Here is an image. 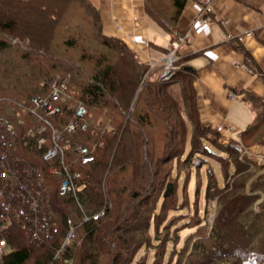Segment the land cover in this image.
Instances as JSON below:
<instances>
[{"label": "trees", "instance_id": "1", "mask_svg": "<svg viewBox=\"0 0 264 264\" xmlns=\"http://www.w3.org/2000/svg\"><path fill=\"white\" fill-rule=\"evenodd\" d=\"M187 1L189 0H168L170 9H167L165 1L143 0V9L149 18L169 34L171 40L176 36L175 32H178L176 25ZM34 14L42 18L41 22L47 24V29L31 18L30 15ZM74 17L81 18L86 23L87 30L83 38L71 33L69 26ZM59 28L67 32L63 39L65 49L80 44V54L76 58L73 59L64 52L59 60L58 56L51 54L49 43L55 38V30ZM15 47L21 50V56L25 59L38 62V70L43 75L44 83L39 89L37 84L26 88L31 97L29 95L20 100L21 104L7 106L15 111L17 121L12 118L13 110L12 113L8 111V115L1 110L10 104L7 97L0 96V113L12 120L19 133L27 127L36 126L37 119L23 105H29L34 96L49 99L54 89L52 80L62 82L64 87L58 89L57 99L52 101L59 110L50 114L49 119L58 133L63 135L61 143L65 146L64 162L71 172H80L78 183L81 187L77 197L70 194L60 195L58 185L61 172L58 159L42 160V151L46 145L38 147L34 141L20 147L18 151L23 160L39 167L46 181L59 233L52 243L38 246L20 229H13L4 264H48L54 249L58 247L68 229V218L77 224L74 235L77 229L80 232L77 237L73 235L64 250L63 255L70 259L69 264H131L139 249L145 247L148 241L153 244V240L159 239L151 236L145 228L138 230L140 233L130 232L132 228L134 230L130 219L134 218L131 214L135 209L128 215V209L122 210L120 204L114 203V199L111 208L103 201L100 184L107 164L114 171L111 174L115 178L111 179V183L107 182L111 185L107 191L115 195L122 193L124 184L122 182L119 185L115 173L122 171L131 162L129 159L137 161L139 166L143 160L141 152L148 158L145 160L151 162L150 164L154 163L149 146L152 144L151 129L157 124L165 129L164 147L169 149L164 160L176 156L180 159L187 133L185 118L191 126L189 155L205 150L212 153L202 143L203 139L221 149L228 147L226 142L223 143L221 138H217L216 130L199 120L194 71L188 65L177 61L175 74L170 80L164 81L147 75L148 65L123 39L103 32L100 10L90 0H0V51ZM167 49L163 48L162 53ZM58 65L60 70L57 69ZM51 70L57 71L51 75ZM140 82L142 87L137 91ZM41 90L44 92L39 94ZM134 97L136 98L132 104ZM249 98L253 118L240 132V136L251 143L262 135L264 98L252 94ZM79 104L86 107L80 120L86 126L84 129L78 127L73 132H66L65 127L75 118V109ZM88 108L105 110V117L102 121H88ZM98 113L101 117L102 114ZM78 145L89 147L94 154L92 162L81 164ZM245 158L248 164L257 167L256 171H264V161L258 162L248 156ZM218 162L222 169L223 184L219 185L210 178L206 183V194L208 187H214L217 192L226 191L218 197L217 220L213 222L207 236L192 242L182 264H229L232 259L238 264H264V220H260L264 219V200L258 203L261 209L251 208L252 199L264 194V172L258 173L254 178L251 177L252 172L242 173L229 185L226 179L242 168L244 163L235 160L233 162L231 159L225 164L220 160ZM230 164L233 165L232 171L228 170ZM50 166H55L56 172L49 173ZM143 182L145 181L142 180ZM258 186L263 187L261 191ZM163 202L160 208L153 204V214L160 212ZM101 208L104 209L103 217L83 220V213L91 215ZM228 216H241L239 222H235L236 230L228 228ZM221 217L223 222H220ZM259 225L263 232L257 231L256 226ZM231 230H238V234L234 235L235 232ZM260 232L262 236H259ZM166 253L164 248L158 252L162 262ZM166 262L167 260L164 261ZM57 264L63 263L58 261ZM137 264L147 263L143 261ZM150 264H154L153 259Z\"/></svg>", "mask_w": 264, "mask_h": 264}, {"label": "rangeland", "instance_id": "2", "mask_svg": "<svg viewBox=\"0 0 264 264\" xmlns=\"http://www.w3.org/2000/svg\"><path fill=\"white\" fill-rule=\"evenodd\" d=\"M90 1L95 4L98 3V0ZM162 1H165V3H167V9H170L167 2L168 0ZM30 16L35 19L39 26L41 25L47 29V24L41 22L42 18H39L36 14ZM67 18L71 19L69 16H67ZM72 20L73 21L69 26L71 28V33H75V35L78 34V38L86 35L85 30H87V27L85 21L76 17L72 18ZM60 30V28L55 30V38L49 43L50 51L52 52L51 54L53 56H58L57 59L59 60L64 56V52L67 56H70L73 59L76 58L80 54V50L78 49L80 44H77V47H68V49H65L63 39L67 36V32ZM146 34L148 40L153 41L162 48L167 47L169 41L168 34L148 17L146 18ZM78 42L80 43V40H78ZM86 43L88 44L89 42L86 40ZM151 50V61L154 63L160 58L162 52L154 51L153 48ZM57 64H60V62ZM38 68V62H31V60L22 57L21 50L17 47L11 48L10 50L0 51V96L7 97L6 99H9L8 103H10L1 109L5 114L8 115L7 112L9 111V113H12L13 110L12 107L7 106L21 104L19 103L20 100L25 99L27 96L29 97V95L31 97V94H29V91H27L26 88H30L37 84V89H39L44 83L43 75L39 73ZM57 69H61L60 65H58ZM55 71L57 70H51L49 73H52L51 75H53ZM157 71L160 70H158V68L152 69L150 75L155 72L152 77L156 76L159 73ZM37 80H39V82H37ZM141 84L142 82L139 83L137 91L142 87ZM43 92L44 90H41V92L38 93L41 94ZM135 98L136 97H134L132 104ZM88 111V121L90 122L102 121L101 119L105 117V115L103 116L105 110L97 111L88 108ZM98 112L102 114L101 117L98 115ZM251 112L252 110L249 102L247 103L245 100L236 99L229 106L226 119L230 124L237 127L238 131L243 130L252 116ZM12 115L13 120L17 121L18 117L15 114V111ZM228 131L226 134L231 137ZM151 133L152 144L149 148L154 163L150 164L151 162L145 160L148 158L144 152H141L143 160H141V165L139 164V166L137 161L135 162L134 159H129L131 160L132 165L129 161L122 171H117L115 173V176L119 180V185L122 184V182L124 184V191L116 195L112 192L111 195V193L107 191V189L111 188V185L107 182L110 181L111 183V179H115L114 175L111 174L114 171L110 168L108 163L106 166L107 170L104 172L103 180L100 184L101 189L103 190V201H106L108 207L111 208L113 207L114 199V203H117V205L120 204L122 210L125 208L128 209L126 212L128 215L132 212V209H135L131 214L134 218L130 219V222L134 225L135 231L131 227L132 229L130 232L132 231L133 234L140 233L141 231L138 232V230L145 228L151 236H155L159 239L153 240V244L148 241L145 247L139 249V251L133 256L131 264H137V262L142 263L143 261L150 264L152 259L154 260V264H182L184 256L187 254L186 251L190 250L189 247L192 242L195 239L207 236L213 222L217 220V210L219 208L218 197L226 191L223 190L217 192L214 187H208L206 194V183L207 179L210 178L214 182L217 181L219 185L223 184L222 169L218 160L223 164L228 163L229 159L233 162L235 160V162L241 161L244 163V166L242 168L240 167L236 173L229 176L227 179L225 178L229 185H231V183L242 173L252 172L251 177L254 178L258 173L264 171H256L257 167L254 165L252 166L250 163L248 164L246 161L245 157L247 155L244 154V152L242 153L241 151L232 149V146L228 144L231 138L226 136L223 138L219 133H217V138H221L223 143L226 142L228 147L221 149L216 144L203 139L202 143L207 150L212 153L205 150L203 152L196 151L189 155V128L182 156L180 159L176 156L169 160H164L166 158V153L169 150L164 147L166 141L165 129L160 126V124H157L151 129ZM233 138L235 139L236 137ZM240 142L245 147L249 145V140L242 137L240 138ZM244 142L247 144H244ZM220 155H222V157ZM159 160L161 162H159ZM148 162L149 171L146 169ZM228 170H233L232 164L228 166ZM142 180L145 182L142 183ZM168 183L171 184V193L168 196H163V191ZM114 185H116V183ZM257 188L261 191L263 187L258 186ZM262 200H264L263 193L259 198L252 199L251 208L253 210L261 209L258 203ZM162 202L163 204L160 212L153 214V204H155L154 207L160 208ZM135 212H138V214L135 215ZM103 216L104 213L101 217ZM240 217L241 216H233L230 218L228 216L226 219L228 228L231 227L230 229L236 230L235 222H239ZM222 219V217L221 220L219 219L220 222L224 221ZM260 220L264 219L261 218ZM256 227L257 231L259 230L263 232L261 225ZM237 231H234V235L238 234ZM261 232L259 236L263 235ZM79 234V229H77L74 237L79 236ZM162 248L167 250V255H165V260H167L166 263H164L165 260L162 262L161 258L158 257V252ZM229 261V264H238L234 259Z\"/></svg>", "mask_w": 264, "mask_h": 264}, {"label": "built area", "instance_id": "3", "mask_svg": "<svg viewBox=\"0 0 264 264\" xmlns=\"http://www.w3.org/2000/svg\"><path fill=\"white\" fill-rule=\"evenodd\" d=\"M129 1L131 3L135 2V0ZM198 4L199 11L195 21L200 24L209 23L211 21L210 14L213 10L212 0H198ZM131 19L137 25L139 24L136 15H132ZM222 23L226 25L228 20L223 19ZM113 27L120 30V33L131 41L148 46L147 39L141 33L134 31L128 35L127 31L115 19L113 20ZM175 35L169 41L167 51L160 58L158 78L164 81L170 80L175 74L178 50L188 41L189 31L175 32ZM251 35H253L252 30L243 29L235 34L227 33L225 39L242 43L246 37ZM231 63L250 75L254 74L250 64L245 61L233 58ZM52 84L54 89L49 99L34 96L29 105H23V108L37 119L38 124L36 126L27 127L19 133L12 120L0 113V264H4L9 252V237L13 229H20L38 246L52 243L59 233V226L56 223L54 209L49 199L46 181L39 167L23 160L18 151L20 147L34 141L38 147L46 145L42 151V160L58 159L61 172L58 185L60 195L70 194L77 197L76 194L81 187L78 183L80 172H71L64 163L65 146L61 143L64 139L63 135L58 133L49 119L50 114L59 110V107L52 101L57 99L58 89L64 87L62 82L58 83L52 80ZM227 96L230 99L245 98L244 95L234 89L228 90ZM85 112L86 107L79 104L75 109V118L65 127L66 132H73L78 127L85 128V122H80ZM228 128L231 130L232 127ZM221 129L222 126L217 127V130L221 131ZM228 144L233 149L244 152L248 157L254 158L258 162L264 161V140L258 142L256 144L258 147L253 151L245 147L237 138L232 137ZM77 152L81 164H87L94 160V154L86 145H78ZM56 170L55 166H50L48 172L54 173ZM103 213V208L91 215L83 213V220L98 219ZM67 223L68 229L58 247L54 249L48 264H57L58 261L63 264H69L70 262V259L63 253L74 235L77 224L69 218Z\"/></svg>", "mask_w": 264, "mask_h": 264}, {"label": "crops", "instance_id": "4", "mask_svg": "<svg viewBox=\"0 0 264 264\" xmlns=\"http://www.w3.org/2000/svg\"><path fill=\"white\" fill-rule=\"evenodd\" d=\"M93 4L100 10L103 32L123 39L128 47L148 65L147 75H150L152 69L160 70L162 55L153 63L151 49L162 52L163 48L147 38L148 16L143 9V0H135L134 3L129 0H98V3ZM212 7L211 21L200 24L195 21L199 11L198 0L187 1L178 19L176 30L178 32L188 30L189 38L178 50L177 61L188 65L194 71V91L197 95L196 105L201 123L216 130L223 138L236 137L240 140L242 130L238 131V128L226 119L229 106L236 100L230 99L227 91L233 89L239 91L247 100L241 97L237 99L249 102L251 110L249 98L251 94L264 98V0H212ZM132 15L138 17V25L132 21ZM114 19L121 24L128 35L134 31L141 33L147 39L148 46L133 42L123 36L120 30L114 29ZM223 19L228 20L226 25H223ZM243 29L252 30L253 35L246 37L242 43L225 39L227 33L235 34ZM233 58L250 64L254 74L250 75L234 66L231 63ZM158 74L150 77H158ZM251 113L252 116L246 126L253 118V110ZM185 121L187 138L189 128L191 134V126L186 118ZM218 126H222L221 131L217 130ZM228 127H232L231 130ZM227 131L231 137L226 134ZM263 140L264 127L262 135L255 142H249L247 147L253 151L258 147L256 144Z\"/></svg>", "mask_w": 264, "mask_h": 264}, {"label": "water", "instance_id": "5", "mask_svg": "<svg viewBox=\"0 0 264 264\" xmlns=\"http://www.w3.org/2000/svg\"><path fill=\"white\" fill-rule=\"evenodd\" d=\"M171 193V184L168 183L165 190L163 191V196H166Z\"/></svg>", "mask_w": 264, "mask_h": 264}]
</instances>
